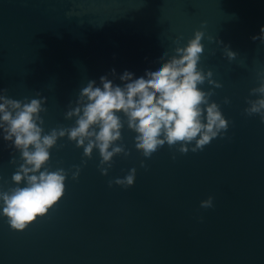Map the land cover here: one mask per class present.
<instances>
[{"label": "water", "instance_id": "water-1", "mask_svg": "<svg viewBox=\"0 0 264 264\" xmlns=\"http://www.w3.org/2000/svg\"><path fill=\"white\" fill-rule=\"evenodd\" d=\"M262 25L264 0H0V89L21 102L46 97L45 134L75 124L65 113L89 80L99 86L107 75L122 86L126 70L145 76L197 30L198 67L222 85L199 87L213 90L209 102L229 121L202 151L190 150L194 142L187 154L165 144L150 158L125 123L117 145L130 155L115 156L106 176L98 150L88 159L58 139L46 167L68 173L65 193L23 231L11 229L0 208V264H264V123L244 112L264 73V43L251 39ZM20 162L0 130V189L15 186ZM132 168V187L114 183ZM210 196L213 207L202 208Z\"/></svg>", "mask_w": 264, "mask_h": 264}, {"label": "clouds", "instance_id": "clouds-1", "mask_svg": "<svg viewBox=\"0 0 264 264\" xmlns=\"http://www.w3.org/2000/svg\"><path fill=\"white\" fill-rule=\"evenodd\" d=\"M203 37V31H195L194 38L186 46H177L171 57L163 54L161 66L155 71L146 70L145 76L134 79V74L126 70L119 77L122 86L114 84L107 75L100 77L99 86L96 81L89 80L80 90L75 107L65 113V119L75 118V124L53 128L47 134L40 115L47 111L43 107L46 97L21 102L8 98L7 89H0L3 140L20 153L22 161L11 177L15 186L6 191L0 189V208L11 229L25 230L37 218L47 215L63 197L68 173L63 168L52 171L46 167L50 150L57 145L58 139L67 137L77 148H83V156L88 159L94 149L98 150L101 157L98 167L106 176L115 156L130 155L122 143L117 145L123 139L125 123L136 133L135 148L145 158H150L165 144L170 149L179 145L177 151L187 154L188 146L194 142L190 150L195 153L202 151L214 138L222 137L229 121L216 102H209L213 90L206 92L199 87L205 81L215 88L222 87L212 79L211 70L205 73L198 67L204 52ZM251 39L264 43V25ZM224 49L229 60L237 56L229 46L225 45ZM111 75H116L115 69L111 70ZM258 79L259 86L250 90V95L257 96V99L247 100L249 107L244 112L248 116L259 115L264 123V73H259ZM224 103L230 101L225 98ZM9 163L17 164L16 158ZM86 163L82 160V165ZM140 167L146 168V165L141 162ZM74 168L72 179L77 180L81 167ZM136 171V168L130 169L126 176L116 178L114 183L125 189L132 187ZM112 183L109 181V187ZM200 206L205 209L213 207V198L202 200Z\"/></svg>", "mask_w": 264, "mask_h": 264}]
</instances>
